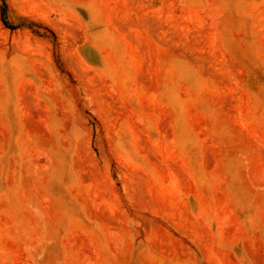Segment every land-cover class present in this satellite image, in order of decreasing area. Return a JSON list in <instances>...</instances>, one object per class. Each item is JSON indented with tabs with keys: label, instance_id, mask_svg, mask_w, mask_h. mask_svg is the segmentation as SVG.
I'll return each mask as SVG.
<instances>
[{
	"label": "rangeland",
	"instance_id": "374dc122",
	"mask_svg": "<svg viewBox=\"0 0 264 264\" xmlns=\"http://www.w3.org/2000/svg\"><path fill=\"white\" fill-rule=\"evenodd\" d=\"M0 0V264H264V0Z\"/></svg>",
	"mask_w": 264,
	"mask_h": 264
},
{
	"label": "trees",
	"instance_id": "16d2710c",
	"mask_svg": "<svg viewBox=\"0 0 264 264\" xmlns=\"http://www.w3.org/2000/svg\"><path fill=\"white\" fill-rule=\"evenodd\" d=\"M1 2H2V6L4 5V2H3V0H1Z\"/></svg>",
	"mask_w": 264,
	"mask_h": 264
}]
</instances>
